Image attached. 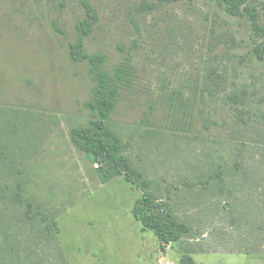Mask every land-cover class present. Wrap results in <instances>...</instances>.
<instances>
[{
	"label": "rangeland",
	"instance_id": "rangeland-1",
	"mask_svg": "<svg viewBox=\"0 0 264 264\" xmlns=\"http://www.w3.org/2000/svg\"><path fill=\"white\" fill-rule=\"evenodd\" d=\"M83 2L0 0V264H264V38L216 0ZM81 29L108 74L131 70L104 126L133 183L71 142L94 116ZM142 180L179 240L141 231Z\"/></svg>",
	"mask_w": 264,
	"mask_h": 264
},
{
	"label": "trees",
	"instance_id": "trees-1",
	"mask_svg": "<svg viewBox=\"0 0 264 264\" xmlns=\"http://www.w3.org/2000/svg\"><path fill=\"white\" fill-rule=\"evenodd\" d=\"M80 1L85 6L84 0ZM216 1L227 16L245 18L255 35L264 38V24L260 23L264 14L262 16L256 7L251 6L250 0ZM80 26L83 27L82 24ZM84 33L83 31L74 44H70V58L74 62H87L94 75L96 88L91 101L87 103L94 116L86 128L73 129L70 132L71 142L97 165L101 183H107L118 176H125L127 182L133 183L140 180L141 175L133 172L128 160L122 155L119 137L104 126L118 101L120 86L128 82L131 70L127 65H123L117 68L113 75L108 74L104 69V56L84 52ZM252 54L257 61L264 63V40L253 47ZM141 184L139 189L143 193L142 198L135 202L132 210L133 217L141 224V231H152L165 243L179 240L186 233L184 226L178 224L171 213L162 211L159 203L153 202L146 191V181L142 180ZM30 222L32 223L31 218ZM53 226L56 227L55 224Z\"/></svg>",
	"mask_w": 264,
	"mask_h": 264
}]
</instances>
